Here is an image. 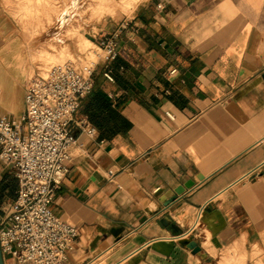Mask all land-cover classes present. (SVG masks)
I'll return each instance as SVG.
<instances>
[{"label": "crops", "instance_id": "0c3cea01", "mask_svg": "<svg viewBox=\"0 0 264 264\" xmlns=\"http://www.w3.org/2000/svg\"><path fill=\"white\" fill-rule=\"evenodd\" d=\"M4 3L0 36L14 30ZM125 22L99 34L116 35L118 54L71 122L51 204L78 231L65 264H221L241 249L264 263V0H146ZM11 86L0 67V111L19 121ZM3 181L14 190L0 216L17 187L0 159Z\"/></svg>", "mask_w": 264, "mask_h": 264}, {"label": "built area", "instance_id": "2783aa9c", "mask_svg": "<svg viewBox=\"0 0 264 264\" xmlns=\"http://www.w3.org/2000/svg\"><path fill=\"white\" fill-rule=\"evenodd\" d=\"M125 26L124 21L120 27ZM98 48L104 52L101 59L114 60L119 49L116 35L104 36ZM97 64L66 61L39 69L26 83L19 121L0 111V159L13 170L17 183L13 202L0 216L4 264H65L74 248L77 228L56 216L51 204L69 171L71 147L77 142L71 122L93 88ZM103 76L114 80L109 70ZM79 126L88 135L95 134L87 123L80 121Z\"/></svg>", "mask_w": 264, "mask_h": 264}, {"label": "rangeland", "instance_id": "374dc122", "mask_svg": "<svg viewBox=\"0 0 264 264\" xmlns=\"http://www.w3.org/2000/svg\"><path fill=\"white\" fill-rule=\"evenodd\" d=\"M145 1L139 0L131 12L122 13L110 10L107 12V9L103 10L93 0H79L82 7H80L82 13L80 19L70 22L67 27L62 28L63 30L53 27L43 30L42 25H46L51 17L47 11H51L53 6L60 5L59 0H5L4 7L12 20L9 24L14 29L11 31L12 35L0 36V67L9 75L12 84L15 83V89L11 86L9 90V102L15 104L19 102V97L24 92L28 79L39 69L66 61H73L79 65H90L95 62L99 64L102 60L100 56L104 54L98 48L101 39L99 34L104 32L108 26L111 31L110 28L118 27L126 19L131 18L136 8ZM56 33L59 35V44L51 40ZM80 37L91 40L93 44L79 49L75 46V42ZM49 43H53L54 47L48 45ZM43 49L47 50L49 57L52 58L51 64L48 63L47 66L35 58ZM60 50L62 53L59 52ZM226 251L216 253V256L220 257ZM259 254L260 251H257L253 253V257L257 259ZM240 258L233 251V256L223 260L221 264H245L244 249L240 250ZM7 264L10 262L8 261ZM256 264L264 263L257 261Z\"/></svg>", "mask_w": 264, "mask_h": 264}, {"label": "bare ground", "instance_id": "6f19581e", "mask_svg": "<svg viewBox=\"0 0 264 264\" xmlns=\"http://www.w3.org/2000/svg\"><path fill=\"white\" fill-rule=\"evenodd\" d=\"M93 1H94V3H97V5L100 8H103V10L107 9V12H108V10H110L112 12L119 11L122 13H128V12H131V9L136 4H138L137 2L139 0H135V2H133V0H93ZM59 2H60V5L53 6L51 8V11H47V13L49 12L51 17L49 18L48 23L47 24L45 23L46 25H44V26L42 25L43 30H48V27H51V28L53 27V28L61 30L62 28L67 27L70 24V22L74 21L75 19H80L82 17V13L80 10L81 6H80L79 0H59ZM88 3H91V2H88ZM129 5H131V6H129ZM51 38H52L51 40L53 42L57 41L59 44V35L57 33L54 34V36ZM75 43H76L75 46L78 47L79 49H81L83 47L85 48V46L93 44V42L91 40H89L85 37H80ZM48 45L54 47L53 43H49ZM60 49H61V47H60ZM61 50H63V49H61ZM61 50L59 52H61ZM49 56H50V54H48L47 50L43 49L39 52V54H37V57H35V58H37V60H41L42 62H44V65L47 66V65L51 64V61H52V58Z\"/></svg>", "mask_w": 264, "mask_h": 264}, {"label": "trees", "instance_id": "16d2710c", "mask_svg": "<svg viewBox=\"0 0 264 264\" xmlns=\"http://www.w3.org/2000/svg\"><path fill=\"white\" fill-rule=\"evenodd\" d=\"M14 186L11 182L3 181L0 183V201L4 197V195L11 196L13 195Z\"/></svg>", "mask_w": 264, "mask_h": 264}, {"label": "water", "instance_id": "95a60500", "mask_svg": "<svg viewBox=\"0 0 264 264\" xmlns=\"http://www.w3.org/2000/svg\"><path fill=\"white\" fill-rule=\"evenodd\" d=\"M179 192V190H176V193H178ZM173 199V198H172ZM171 199V200H172ZM170 200V201H171ZM165 204H167V202L165 203ZM190 246L192 247V248H194V250H198L199 249V247L196 245V243H194V242H191L190 243ZM0 264H4V261H3V258H2V255H1V250H0Z\"/></svg>", "mask_w": 264, "mask_h": 264}, {"label": "clouds", "instance_id": "9594fccd", "mask_svg": "<svg viewBox=\"0 0 264 264\" xmlns=\"http://www.w3.org/2000/svg\"><path fill=\"white\" fill-rule=\"evenodd\" d=\"M133 2H135V0H133ZM129 6H131V5H129Z\"/></svg>", "mask_w": 264, "mask_h": 264}]
</instances>
